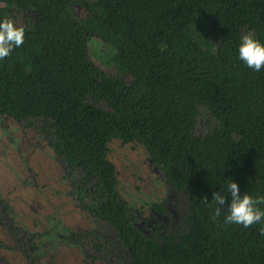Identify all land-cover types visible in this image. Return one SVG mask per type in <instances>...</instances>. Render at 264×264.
I'll list each match as a JSON object with an SVG mask.
<instances>
[{
    "label": "trees",
    "instance_id": "trees-1",
    "mask_svg": "<svg viewBox=\"0 0 264 264\" xmlns=\"http://www.w3.org/2000/svg\"><path fill=\"white\" fill-rule=\"evenodd\" d=\"M9 12L39 21L0 60V117L47 126L74 201L114 232L130 264H264L261 225L225 224L226 210L213 222L203 199L230 180L242 195L264 194V68L238 56L244 34L264 44V0H0V19ZM199 107L216 124L203 136L193 133ZM112 139L141 146L161 173L155 213L168 194L183 196L185 229L134 225L107 157Z\"/></svg>",
    "mask_w": 264,
    "mask_h": 264
},
{
    "label": "rangeland",
    "instance_id": "rangeland-1",
    "mask_svg": "<svg viewBox=\"0 0 264 264\" xmlns=\"http://www.w3.org/2000/svg\"><path fill=\"white\" fill-rule=\"evenodd\" d=\"M76 14L83 13L77 9ZM9 18L17 27L35 26L39 21V17L31 13L21 16L9 12ZM88 46L91 56L96 59V43L89 45L88 42ZM91 56L88 58L92 61ZM92 63L98 66L97 62ZM95 106L105 107L101 102ZM197 112L193 133L203 136L216 124L203 107ZM41 128L47 126L43 127L40 120L34 121L33 127L24 128L8 117H0V201L5 204H0V264H91L69 236L95 231L97 224L74 202L71 181L62 179L65 178L62 161L47 147ZM107 148V157L115 168L119 199L136 220H132L133 224L141 231H148L133 213L141 214L147 220L154 216L150 206L167 194L161 174L139 145H123L112 139ZM79 176L74 173V179ZM167 199L169 202L164 204L158 223L174 234L185 229V203L179 193L168 194ZM99 227L106 236L112 235L108 227ZM17 243L18 249L22 245L27 247L18 251ZM126 259L123 264H129Z\"/></svg>",
    "mask_w": 264,
    "mask_h": 264
},
{
    "label": "clouds",
    "instance_id": "clouds-1",
    "mask_svg": "<svg viewBox=\"0 0 264 264\" xmlns=\"http://www.w3.org/2000/svg\"><path fill=\"white\" fill-rule=\"evenodd\" d=\"M25 29L17 27L10 18L0 19V60L10 56L14 48H19L24 43ZM238 56L247 67L254 71L264 68V44H261L252 33L244 34L241 37L238 47ZM230 195V201L226 204V195ZM211 210V219L218 222L222 211L226 210L224 217L225 224H238L244 228L260 224L259 234L264 236V194L252 197L248 194H241L237 183L229 181L225 191L213 192L211 204L207 198H203Z\"/></svg>",
    "mask_w": 264,
    "mask_h": 264
},
{
    "label": "flooded vegetation",
    "instance_id": "flooded-vegetation-1",
    "mask_svg": "<svg viewBox=\"0 0 264 264\" xmlns=\"http://www.w3.org/2000/svg\"><path fill=\"white\" fill-rule=\"evenodd\" d=\"M41 130H43V129H40V131ZM161 177H162V175H161ZM62 179L65 180L66 178H62ZM162 180H163V177H162ZM172 193H174V192H172ZM165 196H166V194H165ZM165 198L166 197H164L161 201L163 202ZM161 201H159V202H161ZM0 202H1L0 203L1 205L5 206V204L2 201H0ZM164 204H163V211H164ZM77 206L79 207V204H77ZM151 206H150V211L154 212L151 209ZM79 209H81V208L79 207ZM163 211L161 213H155L154 212V216L149 217V220H147L146 217L142 216L141 214H138V213H133V214H134V217L137 220H139L140 224H142V225L145 224L148 231H150V229L153 227V225L159 222V216L162 215ZM94 222L97 224L95 231L89 230L87 232H80L79 234H74V235H72V233H71L69 236L70 241L77 244L80 247L83 255L86 256L87 261L91 264L92 263L95 264L96 262H101V264H123V261L126 259V256L123 253V251L120 249L118 250V251H120V254L117 252V249L119 248V246L113 245V242L116 241V239L114 237V232L106 224L99 222V221H96V220H94ZM10 224L12 225V223H10ZM99 225L108 227L111 230L112 235H110V237H109V236H106L105 234H103V232L101 231V227H99ZM145 232H147V231H145ZM21 235H22V238H24L23 233ZM77 238H87V239L79 240L77 242V241H75ZM96 242L104 245L105 248L104 247L103 248L105 250H102V252L101 251L97 252L95 249L96 246L93 244ZM20 245H21V242H20ZM25 246L27 247V245H22V248H24ZM22 248L18 249V243H17V250L22 251ZM26 257H27V259H30L29 254H26ZM126 260H128V259H126ZM128 263L130 264L129 260H128Z\"/></svg>",
    "mask_w": 264,
    "mask_h": 264
}]
</instances>
